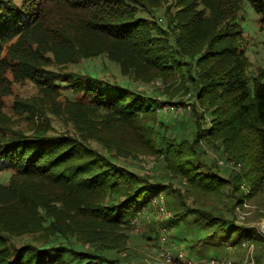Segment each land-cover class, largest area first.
Listing matches in <instances>:
<instances>
[{
    "label": "trees",
    "instance_id": "1",
    "mask_svg": "<svg viewBox=\"0 0 264 264\" xmlns=\"http://www.w3.org/2000/svg\"><path fill=\"white\" fill-rule=\"evenodd\" d=\"M244 4L264 40V0H0V264H135L131 246L155 230L138 239L128 214L152 212L161 192L175 193L172 221L188 198L228 188L234 214L264 195V65L250 69ZM100 56L135 84L192 90V113L159 121L144 94L75 70ZM24 86L38 95L23 96ZM156 139L153 177L111 160L157 155ZM203 213L206 225L221 222L204 239L173 227L175 241L194 237L195 262L252 233L223 209Z\"/></svg>",
    "mask_w": 264,
    "mask_h": 264
},
{
    "label": "rangeland",
    "instance_id": "2",
    "mask_svg": "<svg viewBox=\"0 0 264 264\" xmlns=\"http://www.w3.org/2000/svg\"><path fill=\"white\" fill-rule=\"evenodd\" d=\"M242 14L243 16L241 18V21L239 22L242 24V26H244L243 30L245 32L247 43L252 44L249 49L250 52L248 57L251 61L250 69H254L255 67L264 65L263 34L258 29V17L254 14L249 5H243ZM75 70L86 72L91 75H96L110 83L120 84L121 86L127 88L130 87L132 91L144 94L142 95V97L145 100L150 98L151 101H144L140 99L139 103L145 107L150 106V108L158 112L157 114L159 121H163V118L165 116L175 117L176 115H181L182 117H187V115L192 113L191 104L197 103L195 101L192 90L184 93L183 90L176 91L174 88L172 92L170 91L169 93H167L164 86H158V84L155 83L146 85L135 84L125 79L124 76H122L118 71L119 69L117 68V66L112 62L106 60L103 56L88 60L83 64L76 65ZM113 89L116 88L113 87L112 90ZM18 90L23 96L30 97L38 95V90L32 86L20 87ZM57 99L58 101L56 102L58 106L63 108V101H61L62 97L60 96ZM46 117L51 120V123L55 128V132L68 133V131H64L62 126L59 124L57 117L51 114H47ZM167 117L166 120L172 121L171 118ZM26 126V123L22 122L20 123L19 128L25 130ZM156 141L157 142L154 145L155 150L158 152L157 155H141L139 160H130L125 158H111V160L118 168L133 171L138 173L139 175L143 174L145 176L153 177L154 170L151 169V167L157 160H159L158 158H161L163 156L161 150L162 148H164L159 144V141L157 139ZM172 185L178 189H182L184 193L185 188H183V186H185V183L180 184L178 180L173 179ZM229 192L230 191L228 188L225 189V191H223V195L220 198L206 197L203 199H198L196 201L191 198L186 199L184 203L186 207H184V209L188 208V211H185V214H183V218L179 221L169 220L172 218V215L175 213V209L177 208L175 206L174 209L173 205H171V207L169 208L166 205V200L169 199L167 194H175L171 190L161 192L160 194L155 196L158 199L155 204L152 202V204H154V206L152 205V212L146 214L145 208V214L137 215L138 211L135 212V210L134 214H128L131 217L132 215H134L138 218L137 222H140L141 226H139L141 229L137 230L140 232H134V230H136V226L131 225L133 228V234L137 235L135 237H138V239H140L139 236H141L142 233L147 230V228L153 226L155 230V233H153L152 237L153 239H150L148 241L140 240L137 245L131 246L133 249H135L134 251H136L135 255L137 259H133L134 263L154 264L152 263L154 254L156 252L157 255L160 254V250H162L164 247H166L167 249L169 248L171 253L183 251L188 255L189 258L194 259L193 257L199 255L196 254L197 252H191V246L194 245V242L192 240L194 237L192 236L191 240L183 237L182 241H175V239H173L172 237V234H174L175 232V229L173 227L177 222H179L177 226H180L181 229L188 232V230L191 228V233H196L199 238L204 239L207 234L209 235V231L215 230L220 226L221 222H218L212 218H207L206 220L209 224L206 225L205 220H200L197 218L200 215H205V213L203 212H209L213 216L220 217L219 214L221 213H219V211L223 209L225 211V215L223 216L225 220L232 221L234 225L240 226L241 228H246L248 230L250 229L252 230V233L251 231H241L237 234L236 241H234V243L230 240H223L221 241L220 246H216L219 247V249H208L207 251H204L203 254L207 258L210 256L218 257L219 260H223L219 262H223L224 264H264V253L259 250V247L261 245L258 246V242L254 241V239L257 238V240H264V228L262 227L264 222V195L256 197L254 199V205H250L251 207L249 206V208H246L248 209V211L237 207L235 209V213L232 214L230 207L231 205L228 200L230 196ZM150 200H153V198ZM243 206L247 207L246 203ZM142 209L143 208H141L140 210ZM162 234L164 235L162 237L165 238L164 244L158 245V236H161ZM237 244L239 245V247ZM77 248H79V245H77ZM147 257L148 260H146ZM199 263L200 262H197V264Z\"/></svg>",
    "mask_w": 264,
    "mask_h": 264
},
{
    "label": "built area",
    "instance_id": "3",
    "mask_svg": "<svg viewBox=\"0 0 264 264\" xmlns=\"http://www.w3.org/2000/svg\"><path fill=\"white\" fill-rule=\"evenodd\" d=\"M157 199H158L157 197L153 198V200H151V203L153 202L155 204L157 202ZM154 204L152 205L154 206ZM142 214H145L144 209L139 210L137 215H142ZM128 219L131 225L136 226V230H134V232L136 233L140 232V231H137L138 229H141L140 222L139 223L137 222L138 218L132 215V217L129 216ZM162 236L164 235L162 234L161 236H158L159 238L158 243H157L158 245L164 244L165 238H163ZM156 255H157V252L153 256L152 263L154 264H197V262L189 258L185 252L179 251L176 253H171L170 249L169 248L167 249L166 247L160 250V254H158L157 257ZM146 260H148V257ZM219 261H223V260L216 259L215 257H208L207 259L202 260L199 264H224L223 262H219Z\"/></svg>",
    "mask_w": 264,
    "mask_h": 264
},
{
    "label": "bare ground",
    "instance_id": "4",
    "mask_svg": "<svg viewBox=\"0 0 264 264\" xmlns=\"http://www.w3.org/2000/svg\"><path fill=\"white\" fill-rule=\"evenodd\" d=\"M262 227L264 228V222H263V226Z\"/></svg>",
    "mask_w": 264,
    "mask_h": 264
}]
</instances>
